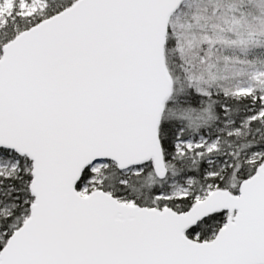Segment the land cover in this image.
<instances>
[{
	"label": "snow or ice",
	"instance_id": "obj_1",
	"mask_svg": "<svg viewBox=\"0 0 264 264\" xmlns=\"http://www.w3.org/2000/svg\"><path fill=\"white\" fill-rule=\"evenodd\" d=\"M0 264H264V0H0Z\"/></svg>",
	"mask_w": 264,
	"mask_h": 264
}]
</instances>
